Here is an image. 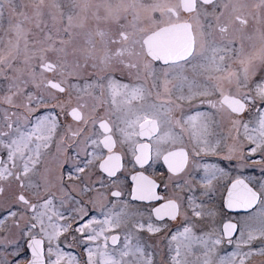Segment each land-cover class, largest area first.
<instances>
[{
  "label": "snow or ice",
  "instance_id": "6c2138e0",
  "mask_svg": "<svg viewBox=\"0 0 264 264\" xmlns=\"http://www.w3.org/2000/svg\"><path fill=\"white\" fill-rule=\"evenodd\" d=\"M257 153L264 0H0V264H247L264 176L228 181L219 234L196 192Z\"/></svg>",
  "mask_w": 264,
  "mask_h": 264
},
{
  "label": "flooded vegetation",
  "instance_id": "af4514ba",
  "mask_svg": "<svg viewBox=\"0 0 264 264\" xmlns=\"http://www.w3.org/2000/svg\"><path fill=\"white\" fill-rule=\"evenodd\" d=\"M156 68H160V64H156ZM126 82V81H125ZM151 102V101H146ZM196 107L193 109V111H207L208 108L206 105H199L198 101L195 102ZM185 109H188V105H184ZM191 114V113H189ZM224 153H219L217 155L209 154L207 155L201 163H219L222 159ZM253 161H256L255 165L252 167H239L237 164H229L227 161H224L223 164H220L221 167H226V171L229 172V176L224 177L220 179L218 182L213 183V187L210 190H207L205 192L202 188L198 189L196 192V195L200 197V199L204 202V208L207 214V210H211L212 215L209 217L206 215V218L202 220H198L197 223L203 227L206 231L211 229L214 230L217 234L220 233V229L222 225L231 220L232 222H236L238 220L243 219L246 216L245 211H232L226 207L225 204V198H226V187L228 186V181L231 179H235L237 177L240 178H246V177H254L255 179H260L262 176H264V172L261 171L262 165L264 161L261 160L260 154L257 153V155L253 156L250 161H248L249 164H252ZM232 169H236L233 171ZM128 172L133 171L131 166H128L127 168ZM88 171H95L94 169H89ZM150 175H152L154 178L158 179V183H169L168 177L169 172L167 171V166L163 163V161L157 162L156 165H154L153 169L149 172ZM200 174L196 175L197 182H199ZM123 177H121V180L123 181ZM121 189L124 192L128 191V185L127 183L121 184ZM173 191L180 196H184L187 189H177L175 186H173ZM138 206V205H137ZM169 227H172L170 224ZM165 233L161 232L158 235L154 236V240H160L162 236H164ZM257 245L259 244V241L255 242ZM163 246V245H161ZM233 248L232 245H228L227 241L225 240L224 243L221 245L220 251L223 252L224 250L231 251ZM77 254L83 249H76L75 250ZM191 259V258H190ZM247 264H264V256H252L247 260Z\"/></svg>",
  "mask_w": 264,
  "mask_h": 264
},
{
  "label": "water",
  "instance_id": "95a60500",
  "mask_svg": "<svg viewBox=\"0 0 264 264\" xmlns=\"http://www.w3.org/2000/svg\"><path fill=\"white\" fill-rule=\"evenodd\" d=\"M226 195H227V192H226ZM232 211H244V210H239V209H230Z\"/></svg>",
  "mask_w": 264,
  "mask_h": 264
},
{
  "label": "rangeland",
  "instance_id": "374dc122",
  "mask_svg": "<svg viewBox=\"0 0 264 264\" xmlns=\"http://www.w3.org/2000/svg\"><path fill=\"white\" fill-rule=\"evenodd\" d=\"M263 165H264V163H263ZM233 170V169H232Z\"/></svg>",
  "mask_w": 264,
  "mask_h": 264
}]
</instances>
